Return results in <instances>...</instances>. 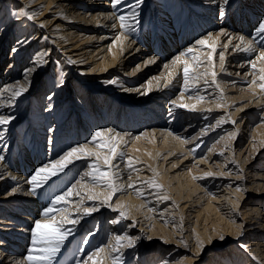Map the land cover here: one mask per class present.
Wrapping results in <instances>:
<instances>
[{
    "label": "bare ground",
    "instance_id": "1",
    "mask_svg": "<svg viewBox=\"0 0 264 264\" xmlns=\"http://www.w3.org/2000/svg\"><path fill=\"white\" fill-rule=\"evenodd\" d=\"M133 3L136 0H125L123 5L113 8L112 0H0V69L4 55L10 50L9 63L5 71L0 72V92L17 82L27 86L24 73L33 67V59L39 52L49 53L48 63L29 74L31 86L15 99L14 107L4 106L10 92H5L0 101V115L15 117L5 126L6 131L0 127L3 132L0 155L5 157L0 163V264H19L20 261L27 264L24 253L31 246L34 221L42 219L43 207L62 192L60 187L81 181L88 170L87 164L92 161H74L36 196L29 194L30 185L26 181L30 175L71 147L88 144L92 149V135L106 129H113V135L120 133L124 140L121 150L126 157L139 161L134 164L138 173L130 171L126 161L119 164L122 179L118 183L124 193L112 206L125 205L128 219L112 223L114 218L120 219L118 213L101 204V200H88L87 190L77 184V189L85 195L80 207H99V211L84 215L83 211H76V203L69 205L71 214L79 217L80 223L74 226L75 234L58 256L67 244L72 243L77 249V238L87 232L93 222L96 227L84 237L74 264L86 259L87 254L98 247L115 243L114 235L125 233L140 239L136 247L121 249L124 264H130L133 253L137 257L133 264H147L140 252L144 235L149 242L162 238V244H168L169 239L177 237L178 243L181 242L173 252L166 249L167 255L156 264H197L199 256L205 253L207 264H264V91L258 86L261 83L258 75L250 74L253 69L249 63L264 50V36H256L258 23L264 21V0H230L227 6L223 5V0H173L174 4L170 5L168 0H143L137 30L123 39L122 45L117 43L113 47L122 31L113 13L127 15L128 5ZM171 5L172 9H179L176 19L182 9L185 15L174 24L165 23V17H161L163 28L156 21L157 10L167 14ZM234 5L236 10L231 9ZM19 10L37 15L32 21L25 17L17 19L13 13ZM41 24L44 27H40ZM209 35L212 37L209 43L216 45L215 71L224 97L222 101L220 90L211 85L210 75L208 84L204 79L198 84L190 80L192 90L185 92L183 65L172 63L190 47L196 49L194 55L206 62V53L211 49L196 42ZM241 35L245 36V43L253 42L256 52L237 50L235 46ZM44 36L48 39L44 40ZM191 37L194 39L188 41ZM229 39H232L231 44H228ZM18 40L27 42L21 46ZM14 48L17 50L13 51ZM221 54L225 57L223 70L219 62ZM68 58L76 63H67ZM151 58L154 62L148 64ZM256 63L257 69L264 66V61L256 60ZM199 71L203 72L204 68ZM169 72L173 73V78L168 88L164 85L168 83ZM110 80L116 83H107ZM253 80H256L255 85ZM149 81L152 89L142 95ZM137 88L141 91H135ZM91 89L108 91L112 98L109 97L106 107L95 103L90 96ZM181 92H184L183 100ZM199 95L206 97L204 102L197 103L191 98ZM101 96L102 93H98L96 100ZM44 99L42 111L35 112L37 108L33 106ZM119 99L150 103V107L146 108V115L140 116L141 107L123 108L117 105ZM172 101L177 105L181 102L196 104V111L177 107ZM220 104L223 107L218 106ZM113 108L122 112L119 117L123 121L112 117ZM229 117L236 123H231ZM219 120L227 122L218 124ZM183 124L185 128L181 130ZM230 133L236 135L229 137ZM208 139H212V143L203 154L199 150ZM68 143L71 144L63 152L60 144ZM79 170L78 178L72 182L74 172ZM208 172L213 175L205 176ZM57 178L58 181H54ZM153 179L163 188L153 189L145 183ZM82 182L91 191L108 195L106 189L92 188L87 177ZM129 183L135 184L144 195H137L136 189L128 187ZM45 191L53 194L43 200L41 196ZM161 193L169 199H159ZM72 200L78 203L80 197L74 196ZM109 211L114 215L105 224L103 220ZM140 214L143 219H139ZM156 231L160 236L154 235H158ZM187 240L192 244L182 256ZM230 241L236 243L228 250ZM181 245L184 247L179 248Z\"/></svg>",
    "mask_w": 264,
    "mask_h": 264
},
{
    "label": "snow or ice",
    "instance_id": "2",
    "mask_svg": "<svg viewBox=\"0 0 264 264\" xmlns=\"http://www.w3.org/2000/svg\"><path fill=\"white\" fill-rule=\"evenodd\" d=\"M125 3V0H112V7L116 8ZM230 0H223V5H229ZM143 4V0H136V3L129 4L128 7L130 12L125 14L115 15L116 20L119 22V27L122 29L119 36L116 37V41L113 44V47L117 43H123V39H127L128 35L135 32L137 30V25L139 24L140 17V7ZM13 15L19 19L20 17H25L27 20L32 21L34 17L37 15L35 12H29L27 10H19ZM223 15V13H221ZM40 27H44L43 24L39 25ZM115 26V25H113ZM223 34V33H221ZM256 36H264V21L258 23L256 28ZM44 40H47L48 37L44 36ZM239 44L235 47L239 51H243L246 53H254L256 52L255 47L253 46V42L248 40L245 43V36H239ZM212 40V37L209 35L204 39L198 40L196 43L201 47H209L211 50L206 53L207 60L206 62H202L200 58L194 55L196 49L188 48L181 55L177 56L173 61V65H183V89L185 92L191 91L190 88V80L194 84H198L201 79H204L205 84H208L207 77L211 76V85H215L217 89L220 90V100L224 99L222 94V89H220V85L217 82V73L215 71V61L214 55L216 53V45L215 43H209ZM26 40H18L17 43L21 46L24 45ZM232 43V39L228 40V44ZM241 45L244 47L241 48ZM17 49H13L16 51ZM49 55L48 52L42 51L39 52L35 58L33 59V67L27 69L24 73L25 81L27 82V86L24 83L17 82L11 87L5 88L3 92H0V101H3V95L5 92H10L11 96L8 98V101L5 102L4 106L14 107L15 99L19 98L23 94H25L29 87L31 86V81L28 80V76L30 73L36 71L37 68L43 67L48 63L46 57ZM224 60L225 57L223 54L219 56L220 68L223 70L224 68ZM256 60L264 61V50H261L256 57ZM256 60L249 61L253 72L251 75H258V79L261 83L258 85L261 91H264V66L257 69ZM190 61H194L195 63H190ZM154 62V58H151L147 61L148 64ZM67 63L74 64L76 63L71 58H68ZM167 67V65H165ZM203 67L204 71L200 72L199 69ZM168 83L164 85V87H168L169 84L172 83L173 73H168ZM107 83H116L115 80L107 81ZM252 84H256V80L252 81ZM209 85V86H211ZM157 86H159V78H157ZM152 89L151 81L148 82L147 90L141 92L142 95H147ZM135 91L140 92L139 88L135 89ZM181 100H183L184 92L180 94ZM195 99L197 103L204 102L206 97L203 95L191 97ZM172 104L177 107L186 108L189 111H196V104L188 105L181 102L179 105L176 104V101H172ZM223 107V104L218 105ZM207 111H211L208 109ZM15 117L10 115H0V127H3L6 131V125H8ZM230 120V117L228 118ZM227 121L219 120L218 124H223ZM231 123L235 124L236 121L230 120ZM113 129L99 130L96 131L92 137L91 142L93 144V148L90 149L88 144L77 145L71 147L65 153H63L56 160L51 161L43 166L34 170L33 174L27 179L26 183L30 185L29 194L32 196H36L39 194V190L44 188L45 185H48L50 180H53L55 177L61 175L65 169L77 160H89L91 159V163L87 164V171L83 173V177H81V181H77V184L80 185L81 189H86V196L88 200H101V204L111 207L112 211L118 213V217L120 219H113L112 223H119L122 219H128L129 213L126 210L125 205L112 206L110 203L114 196L117 193L123 192L124 188L118 181L122 179L119 172V164L114 163L115 161H126L127 168L132 172H139L138 168L134 167L135 163H139V161L134 160L131 157H126V153L121 150L120 146L124 143L123 137L120 133H115L113 135ZM207 129H205V133ZM236 133H230L229 137H234ZM0 138H3V132H0ZM139 139V137H137ZM187 143V141H182ZM193 152L195 149L192 150ZM223 153H221L222 155ZM5 157L0 155V163H3ZM155 175H159L155 173ZM213 173L208 172L205 173V176H212ZM87 177L91 181L92 188L100 187L106 189L108 192L107 196H103V193H95L89 189L87 184H84L83 178ZM131 177H129L130 179ZM195 178V177H194ZM13 179H16L13 177ZM149 187L153 189H162L163 185L159 184L155 179L149 180L145 182ZM77 184H72L67 187L64 191L55 194L48 201L47 205L43 207L41 216L42 219H37L34 221V227L31 229V246L27 250V254L24 257V260L27 261V264H56V257L60 254L61 250L64 248L65 243L69 241V238L75 234V225L80 223V218L71 214V209L69 205L76 203V211H83L84 215H91L92 213L99 211V207H84L81 208L80 205L83 204V200L85 199V195L81 194V191L77 189ZM129 188H133L137 190V195L143 196L144 193L137 189L135 184L129 183ZM240 190V189H238ZM80 197L79 202H74L72 197ZM103 196V199L101 197ZM159 199L168 200L169 197L163 193L159 195ZM72 227H68V226ZM133 227H135V222H133ZM140 239V237H133L125 234H116L112 237V240L115 243H107L103 247H98L92 253L87 254L86 259H81L75 261V264H105V262H110V264H124L123 253L121 249L123 248H134L136 247V241ZM223 240V236L220 237ZM187 246V245H185ZM202 247V245H201ZM103 254V255H102ZM19 264H23V261H20Z\"/></svg>",
    "mask_w": 264,
    "mask_h": 264
},
{
    "label": "rangeland",
    "instance_id": "3",
    "mask_svg": "<svg viewBox=\"0 0 264 264\" xmlns=\"http://www.w3.org/2000/svg\"><path fill=\"white\" fill-rule=\"evenodd\" d=\"M155 0H151V2H154ZM168 4L170 5V4H174L173 3V0L170 2V0H168ZM172 7V5L169 7V11L167 12V14H163V13H161V12H159L158 10H157V12L159 13V16H158V18H156V21L158 22V25L159 24H161V26H163V28L165 27V25L163 24V22L162 21H160L159 19L161 18V17H165V23H167V24H170V23H172V24H174L175 23V20H180L181 18H182V16H184L185 15V10L184 9H182L181 10V12H180V15L178 16V19H176V16H177V13H178V11H179V9L177 8V7H175L174 9H172L171 8ZM189 9H190V7L189 6H187ZM236 6L234 5L233 6V8L231 7V9L233 10V9H237V8H235ZM190 13H192L191 11H189ZM193 14V13H192ZM169 15V16H168ZM193 16H194V14H193ZM148 20V19H147ZM181 21H182V19H181ZM158 25H157V28H158ZM149 26H150V23H149ZM148 26V27H149ZM173 26V25H172ZM148 27H146V28H148ZM162 27L160 28V30H158V33H159V36H160V33H161V30L163 29ZM188 35H190V34H188ZM140 38H143V36L141 35L140 36ZM194 39V37H191V39L190 40H188V41H192ZM187 42V41H186ZM185 43V42H184ZM183 43V44H184ZM9 55H10V50L6 53V55H4L5 56V59L3 60V63L1 64V69H0V72H4L5 71V69H6V67H7V65H8V57H9ZM30 60V59H29ZM51 63H54V61H52V59H51ZM23 64V63H22ZM22 66V65H21ZM78 77V76H77ZM74 79V78H73ZM86 86V85H85ZM85 86L83 85L82 87L83 88H85ZM87 87V86H86ZM169 88V87H168ZM44 90V89H43ZM93 90V91H92ZM94 90H97V89H91V93H92V95H90L92 98H93V100H95V103H98L99 105H101V106H103V107H106V105H107V100L109 101V97H111L112 98V96L108 93V91H106V90H99V91H94ZM176 91V90H175ZM170 92V91H169ZM173 92H174V90H173ZM98 93H102V96L100 97V99L97 101L96 100V96L98 95ZM169 94V93H168ZM45 100L46 99H44L43 100V102H37L33 107H34V109H36L35 110V112H37V113H39L40 111H42V109H43V107H44V103H45ZM38 103H39V105H38ZM42 103H43V105H42ZM94 103V104H95ZM42 105V106H41ZM117 105H119V106H121V107H123V108H135V107H141L140 109H141V115L140 116H144V115H146V113L148 112V109H146L147 107H150L149 105H150V103H140V101H137V102H135V101H132V100H130V99H125V100H122V99H119L118 100V103H117ZM74 106V105H73ZM142 106H145V107H142ZM38 107H40V108H38ZM26 108V103L23 105V110ZM122 114V112L119 110V109H116V108H113L112 109V112H111V115H112V117L114 116V119H115V117H119L120 115ZM97 115H99V114H97ZM90 116V115H89ZM255 116V115H254ZM240 117H241V115H240ZM256 117V116H255ZM90 119H92L93 120V118L91 117ZM119 121H123L122 120V118L120 119V117L119 118H117ZM83 121L82 119H79V121ZM117 120V121H118ZM240 121V120H239ZM237 122H238V120H237ZM93 128V127H92ZM185 128V125L183 124L181 127H180V129L181 130H183ZM66 137V136H65ZM61 139L62 140H64V136H62L61 137ZM215 140H216V138H215ZM212 141V139L211 140H209L208 139V141H207V144H205L204 145V147L202 148V149H200L199 151H202V153L204 154L205 152H206V149L209 147V144L210 143H212L211 142ZM196 142V141H195ZM69 144H71V143H68V144H66V145H64V144H60V146L62 147L61 148V150L63 151V150H67L66 148H68V147H66L67 145H69ZM71 146V145H70ZM191 147H193V146H191ZM236 148H238L237 146H236ZM64 152V151H63ZM118 163V164H120V163H122L121 161H115L114 163ZM220 165V164H219ZM79 173H80V170H79V172L77 173V172H74V174H73V176H72V178H71V181L73 182L74 180H76L77 178H78V175H79ZM60 178V177H59ZM59 178H57V179H55L54 181H58V179ZM67 187H64V186H62V187H60V189H59V191H63V190H65ZM46 193V194H45ZM124 192H119V193H117L116 194V197L114 196V200L113 201H111L112 202V205L116 202L115 200H117L118 198L117 197H119V196H121L122 194H123ZM45 194V195H44ZM52 194H53V192H51V191H49V193L47 194V191H45L44 193H43V196H41V197H43V200L45 199V196H47L48 197V199L52 196ZM124 202H125V200H124ZM114 215V213H111L110 214V211H109V213H108V215H106L105 216V218H104V223L106 224V222H108V220H109V218L111 217V216H113ZM142 216H143V214H140V216H139V219H143L142 218ZM143 221H146L145 219L143 220ZM92 223L93 222H91V225H90V228H89V230L87 231V232H85V233H82L78 238H77V241H79V243L78 244H75L76 246H77V249H75V247H73L72 246V243L68 246V244H67V247H66V249H64L63 251H62V254L60 255V256H58V258L56 259V264H74V257L78 254V251L82 248V245H83V239H84V237H86L87 236V234L89 233V232H91V230H92V228L94 229L95 227H96V223H93V227H92ZM149 224V223H148ZM153 224V223H152ZM121 225V227H123L124 228V224H120ZM32 228H33V226H32ZM137 228H140V226H139V224H137ZM151 228V227H150ZM148 229H149V227H148ZM158 231V230H157ZM156 231V232H157ZM158 233V235L157 234H154L155 236H160L159 235V232H157ZM145 234H147V236H149V233L148 232H146ZM144 242L143 243H141V249H140V252H141V255H143V259L145 260V262L147 263V264H149V263H153V264H156V261H158V260H161V258L162 257H164V255H167L166 254V249H167V251H169V252H173L174 251V249H176L177 248V246L178 245H180L181 244V242H179L178 243V241H179V238L177 237V238H174V240H172V239H169V242L170 243H168V244H162V238H157V239H155V240H153V241H151V242H149L150 240H148V239H145L146 238V235H144ZM79 239V240H78ZM178 239V240H177ZM142 240V239H141ZM187 246H186V249L185 250H181V255L182 256H184L185 254H186V252L188 251V248L190 247V245L192 244L189 240H187ZM207 243V242H206ZM236 242H234V241H230V242H228L227 244V246H228V250H231L232 249V247L234 246L233 244H235ZM71 247H73V250H70V248ZM165 247V249H164V251H162V249ZM184 246L183 245H181V247H179V248H183ZM188 247V248H187ZM161 248V249H160ZM225 249V248H224ZM26 250V249H25ZM209 250V249H208ZM161 251H162V253H161ZM226 251H227V248H226ZM208 254H209V252H207ZM222 253H225L223 250H222ZM27 254V252H25L24 253V255H26ZM206 256H207V254L205 253V255L203 256V255H201V256H199V261L197 262V264H207L208 263V258H206ZM133 259H131V261H130V264H133V263H136V254H135V256H134V253H133V255L131 256ZM68 259V260H67Z\"/></svg>",
    "mask_w": 264,
    "mask_h": 264
}]
</instances>
